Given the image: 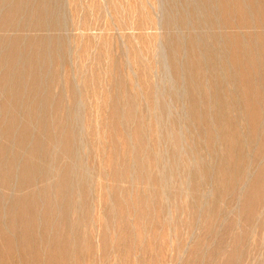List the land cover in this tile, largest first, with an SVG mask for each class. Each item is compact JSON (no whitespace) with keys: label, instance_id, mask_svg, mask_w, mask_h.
<instances>
[{"label":"rangeland","instance_id":"374dc122","mask_svg":"<svg viewBox=\"0 0 264 264\" xmlns=\"http://www.w3.org/2000/svg\"><path fill=\"white\" fill-rule=\"evenodd\" d=\"M230 5L226 0H0V168L11 172L15 189L24 162L44 159L38 169L46 174L37 170L39 176L45 185L55 178L51 184L54 191L60 184L61 194L51 193L53 212L51 191L44 190L28 224H49L54 216L50 224H75L71 232L81 259L71 255L69 264H264V56H259L264 45L243 40L253 59L244 62L246 76L230 60L233 48L224 38L264 34V1L239 0L232 12ZM239 12L252 19L249 27H237ZM37 136L43 141L35 142ZM24 188L6 191L11 218L19 206L13 198ZM31 261L15 253L0 264H41Z\"/></svg>","mask_w":264,"mask_h":264},{"label":"bare ground","instance_id":"6f19581e","mask_svg":"<svg viewBox=\"0 0 264 264\" xmlns=\"http://www.w3.org/2000/svg\"><path fill=\"white\" fill-rule=\"evenodd\" d=\"M115 1V0H114ZM227 2H230V12H232L235 8H233V7H240L239 6V0H226ZM257 1V0H256ZM264 1V0H263ZM20 2V1H19ZM58 2V1H57ZM9 3H11V2H9ZM18 3V2H17ZM21 3V2H20ZM19 3V4H20ZM29 3V2H28ZM48 3V2H47ZM109 3V2H108ZM24 4V3H23ZM23 4H21V6L23 5ZM25 4H27V3H25ZM24 4V5H25ZM55 4V3H54ZM18 5V4H17ZM112 5V4H111ZM12 6H14V5H12ZM28 6V5H27ZM50 6V5H49ZM52 6V5H51ZM10 7V6H9ZM8 7V8H9ZM24 7H26V6H24ZM12 7H10V9H11ZM29 8H32L31 7V4H30V7ZM28 8V9H29ZM18 9V8H17ZM36 9V8H35ZM40 9H41V7H40ZM39 9V10H40ZM259 9H261V10H263V8H256L255 10H257L258 12H259ZM27 10V9H26ZM37 10V9H36ZM44 10V9H43ZM112 10V9H111ZM184 10V9H183ZM217 10V9H216ZM13 11V10H12ZM22 11V10H21ZM30 11V10H29ZM3 12V11H2ZM17 11H15V13H16ZM20 12V11H19ZM28 12V11H27ZM185 12V11H184ZM189 12V11H188ZM8 13H10V10L8 11ZM13 13V12H12ZM22 13V12H21ZM24 13V12H23ZM22 13V14H23ZM29 13V12H28ZM31 13V12H30ZM42 13H44V12H42ZM223 13H225V12H223ZM226 13H228V12H226ZM250 13V12H249ZM26 14V13H25ZM238 14H240L241 15V17L239 18L240 20H239V25H237V27H240V28H246V27H249V25H250V22L252 21V19L249 17V19L247 18V15H245L246 13L245 12H239ZM11 16H12V14H10ZM9 15V16H10ZM29 15V14H28ZM44 15H45V13H44ZM19 16V15H18ZM41 16L42 15H40L39 17L41 18ZM47 16V15H46ZM258 16V15H257ZM12 18V17H11ZM15 18V17H14ZM185 18H186V16H185ZM5 19V18H4ZM25 19V18H24ZM31 19V18H30ZM35 19V18H34ZM38 19V18H37ZM46 19V18H45ZM52 19V18H51ZM50 19V20H51ZM187 19V18H186ZM39 20V19H38ZM37 20V21H38ZM43 20V19H42ZM48 20V19H47ZM49 20V21H50ZM9 21V20H8ZM19 21H20V19H19ZM36 21V20H35ZM154 21V20H153ZM26 22V21H25ZM40 22V21H39ZM39 22H38V24H39ZM260 22H262V23H264V21H260ZM29 23V22H28ZM198 23V22H197ZM200 23V22H199ZM225 40H227V46H231L232 48H233V50H232V54H231V56H230V60L236 65V66H238L239 68H240V71L241 72H244V74L246 75V76H250V73H249V71H248V69L246 68V66H245V64H244V62L247 60V58L249 59V60H253L252 58H249V57H247L251 52H252V50H251V48L249 47V46H247V44L246 43H244L243 42V40L244 39H250V38H254V40H257V41H259V44H262V46L264 45V34H262V33H260V34H255V35H253V34H251V33H247V31L246 32H242V33H232V34H227L225 37ZM19 39V38H18ZM25 39V38H24ZM27 39V38H26ZM22 40H23V38H22ZM29 40V39H28ZM145 41V40H144ZM19 42V41H18ZM23 42V41H22ZM25 42L27 43V42H29V41H26L25 40ZM32 42V41H31ZM35 42V41H34ZM45 42V41H44ZM47 42V41H46ZM1 43V42H0ZM20 43H21V41H20ZM30 43V42H29ZM52 43V42H51ZM176 43V42H175ZM19 44V43H18ZM33 44V43H32ZM43 44V43H42ZM26 45V44H25ZM24 44L22 45V46H25ZM28 45V44H27ZM177 45H178V43H177ZM18 46V45H17ZM17 46H15V47H17ZM31 46V45H30ZM41 46H43L44 47V45H41ZM47 46V45H46ZM45 46V47H46ZM1 47V46H0ZM4 45H3V50H4ZM20 47V46H19ZM28 47V46H27ZM26 47V48H27ZM34 47V45L32 46V48ZM52 47V46H51ZM36 48V47H35ZM35 48H33V49H35ZM53 48V47H52ZM55 48H56V46H55ZM174 48V47H173ZM2 49V48H1ZM11 49H12V47H10V51H11ZM21 49H22V47H21ZM37 49V48H36ZM40 49V48H39ZM38 49V50H39ZM44 49V48H43ZM162 49V48H161ZM177 49V47L175 48V50ZM183 49V48H182ZM6 50V49H5ZM26 50V49H25ZM51 50V49H50ZM12 51H14V50H12ZM18 51V50H17ZM21 51V50H20ZM24 51V50H23ZM27 51V50H26ZM39 51H41V50H39ZM179 51V50H178ZM33 52V51H32ZM34 52L36 53V51L34 50ZM42 52V51H41ZM58 52V51H57ZM260 52V54H259V56H261V57H263L264 56V51L263 50H261V51H259ZM14 53H16V50H15V52ZM23 53V52H22ZM30 53H31V51H30ZM7 54V53H6ZM12 54H13V52H12ZM36 54H39V53H36ZM3 55V54H2ZM9 55V54H8ZM16 55V54H15ZM27 55V54H26ZM251 55H253V54H251ZM1 56V55H0ZM20 56V55H19ZM40 56V55H39ZM42 56V55H41ZM32 57H35V54H33L32 55ZM45 57H46V55H45ZM12 58H15V57H12ZM22 58H23V56H22ZM30 58H31V56H30ZM37 58V57H36ZM3 59V58H2ZM1 58H0V60H2ZM8 59V58H7ZM42 59V58H41ZM43 59H45V58H43ZM4 60H5V58H4ZM10 60H11V57H10ZM29 60V59H28ZM36 60V59H35ZM38 60H40V59H38ZM192 60V59H191ZM8 61V60H7ZM14 61V60H13ZM12 61V62H13ZM15 61H16V59H15ZM32 61V60H31ZM45 61H46V59H45ZM35 62V61H34ZM37 62V61H36ZM40 62H42L43 63V61H40ZM50 62V61H49ZM176 62V61H175ZM10 63V62H9ZM33 63V62H32ZM11 64V63H10ZM21 64V63H20ZM5 65V64H4ZM4 65H3V67H4ZM13 65V64H12ZM34 65V64H33ZM179 65V64H178ZM251 65H252V63H251ZM11 66V65H10ZM21 65H19V67H20ZM24 66H25V64H24ZM30 66V65H29ZM176 66V65H175ZM181 66V65H180ZM184 66V65H183ZM12 67V70H14L15 68H13L14 66H11ZM23 66H21L20 68H22ZM178 67V66H177ZM30 68V67H29ZM36 67L34 66V69H32L33 71H35L36 69H35ZM39 68V67H38ZM38 68H37V70H38ZM45 68H46V66H45ZM51 68V67H50ZM4 69H6L5 67H4ZM3 69V70H4ZM19 69V68H18ZM256 69V68H255ZM2 70V69H1ZM44 70V69H43ZM49 70V69H48ZM180 70V69H179ZM8 71V70H7ZM10 71H11V69H10ZM16 71V73H17V70H15ZM28 71V70H27ZM40 71V70H39ZM35 72H37V71H35ZM43 72V71H42ZM45 72V71H44ZM1 73V72H0ZM11 73V72H10ZM12 73H14V72H12ZM22 73V72H21ZM32 73V72H31ZM25 74V73H24ZM38 75H39V73H37ZM12 75V74H11ZM16 75V74H15ZM15 75H12V76H15ZM26 75H28V74H26ZM34 75V74H33ZM37 75V76H38ZM42 75H44L43 73H41L40 74V76H42ZM4 76H8L6 73H5V75ZM9 76H10V74H9ZM23 77V76H22ZM36 77V76H35ZM203 77V76H202ZM4 78V77H3ZM9 78V77H8ZM15 79H17V76H15L14 77ZM24 79H25V77H23ZM38 78H39V76H38ZM43 78V77H42ZM41 78V79H42ZM7 79V78H6ZM19 79H21V78H19ZM29 79V78H28ZM36 79V78H35ZM2 80V79H1ZM0 80V81H1ZM4 80V79H3ZM13 80V82L15 81L14 79H12ZM11 80V81H12ZM26 80H27V78H26ZM10 81V82H11ZM21 81H23L22 79H21ZM36 81V80H35ZM195 81V80H194ZM261 81V80H260ZM3 82V81H2ZM2 82H1V84H2ZM5 82V81H4ZM18 82V81H17ZM30 82V81H29ZM34 82V81H33ZM23 83H24V81H23ZM27 84H28V82H26ZM31 83V82H30ZM29 83V84H30ZM43 82H41V84H42ZM196 83V82H195ZM5 84V83H4ZM7 84V83H6ZM10 84H12V82L10 83ZM33 84V83H32ZM35 84H38V82L36 83L35 82ZM9 85V84H8ZM18 85H19V83H18ZM22 85V84H21ZM2 86H4V85H2ZM20 86V85H19ZM39 86V85H38ZM153 86V85H152ZM23 87V86H22ZM31 87V86H30ZM41 87H43V86H41ZM203 87V86H202ZM21 88V87H20ZM1 89V88H0ZM21 89H23V88H21ZM20 89V90H21ZM26 89H28V88H26ZM214 89V88H213ZM30 90V89H29ZM40 90V89H39ZM5 91V90H4ZM10 91H12V89L11 90H9V92ZM26 91V90H25ZM31 91V90H30ZM35 91V90H34ZM36 91H38L37 89H36ZM42 91V90H41ZM144 91V90H143ZM259 91V90H258ZM2 92V91H1ZM7 92V91H6ZM5 92V93H6ZM16 92V91H15ZM15 92H11V93H15ZM23 92V91H22ZM27 92V91H26ZM29 92V91H28ZM28 92H27V94H28ZM39 92V91H38ZM208 92V91H207ZM263 92V91H262ZM4 93V92H3ZM31 93V92H30ZM7 94H9L10 95V93H7ZM12 94V95H13ZM35 94V93H34ZM37 94V93H36ZM44 94V93H43ZM53 94V93H52ZM19 95V94H18ZM41 95V94H40ZM5 96H7V95H5ZM11 96V95H10ZM20 96H22V95H19V97ZM30 96V95H29ZM28 96V97H29ZM13 97H15V96H13ZM18 97V98H19ZM23 97H25V96H23ZM149 97V96H148ZM196 97V96H195ZM194 97V98H195ZM9 98V97H8ZM17 98V99H18ZM30 98V97H29ZM32 98V97H31ZM30 98V99H31ZM12 99H14V98H12ZM16 99V98H15ZM16 99V100H17ZM19 99H22V98H19ZM18 99V100H19ZM24 99V98H23ZM35 99V98H34ZM47 99V98H46ZM3 100H6V99H3ZM16 100H15V102H14V104H17L16 103ZM28 100V99H27ZM114 100V99H113ZM23 101V100H22ZM22 101H21V103H22ZM31 101V100H30ZM29 101V102H30ZM50 101V100H49ZM48 101V102H49ZM11 102H13V101H11ZM24 102V101H23ZM34 102V101H33ZM52 102V101H51ZM58 102H60V101H58ZM57 102V103H58ZM0 104H2V103H0ZM4 104H6V103H4ZM3 104V105H4ZM26 104H27V102H26ZM25 103L24 104H22V105H24V107H25V105H26ZM34 104V103H33ZM43 104V103H42ZM46 104H49V103H46ZM54 104V103H53ZM8 105V104H7ZM6 105V106H7ZM13 105V103L11 104V106ZM21 105V104H20ZM20 105L18 106V107H20ZM29 105V104H28ZM32 105V104H31ZM35 105V104H34ZM45 105V104H44ZM57 105V104H56ZM55 105V106H56ZM5 106V107H6ZM15 106V105H14ZM33 106V105H32ZM48 106V105H47ZM53 106V105H52ZM62 106V105H61ZM15 107H17V106H15ZM23 107V106H22ZM31 107V106H30ZM38 107H39V105H38ZM3 108V107H2ZM27 109H28V106L26 107ZM25 108V109H26ZM52 108V107H51ZM58 108V107H57ZM214 108V107H213ZM264 108V107H263ZM5 109V108H4ZM13 109V108H12ZM29 109H31V108H29ZM61 109V108H60ZM233 109V108H232ZM6 110V109H5ZM15 110H17L18 111V108L17 109H15ZM20 110L22 111V109L20 108ZM49 110H50V108H49ZM0 111H2V109L0 110ZM9 111V110H8ZM12 111V110H11ZM25 111V110H24ZM32 111H35V110H32ZM51 111V110H50ZM57 111V110H56ZM62 111V110H61ZM5 112V111H4ZM19 112V111H18ZM17 112V113H18ZM60 112V111H59ZM10 113V112H9ZM26 113H28V112H26ZM31 113L32 112H30V115H31ZM2 114V113H1ZM5 114V113H4ZM10 114H12V113H10ZM44 114V113H43ZM67 114V113H66ZM236 114V113H235ZM6 115V114H5ZM4 115V116H5ZM29 114H27V116H28ZM42 115V114H41ZM49 115V114H48ZM218 115V114H217ZM2 116V115H1ZM0 116V117H1ZM9 116V115H8ZM14 116V115H13ZM16 116H18V114L16 115ZM45 116V115H44ZM57 116V115H56ZM63 116V115H62ZM61 116V117H62ZM215 116V115H214ZM260 116V115H259ZM7 117V116H6ZM10 117V116H9ZM127 117V116H126ZM1 118H3V117H1ZM26 118V117H25ZM29 118V117H28ZM31 118H33V117H31ZM31 118H29V120L31 119ZM72 118V117H71ZM63 119H65V118H63ZM3 120V119H2ZM12 120V118H10V120H8V121H11ZM26 120V119H25ZM35 120V119H34ZM37 120H38V118H37ZM39 120H42V119H39ZM44 120V119H43ZM53 120V119H52ZM67 120H68V118H67ZM121 120V119H120ZM5 121H7V120H5ZM5 121H4V123H5ZM17 121H19V120H17ZM58 122H60L59 120H57ZM3 122V121H2ZM23 122H24V120H23ZM26 122V121H25ZM27 122H29L28 120H27ZM32 122V121H31ZM43 122V121H42ZM56 122V121H55ZM61 122H66V121H61ZM70 122V121H69ZM152 122V121H151ZM187 122V121H186ZM33 123V122H32ZM104 123V122H103ZM6 124V123H5ZM5 124H3V125H5ZM7 124H8V122H7ZM10 124V123H9ZM8 124V125H9ZM12 124V123H11ZM10 124V125H11ZM15 124H16V122H15ZM29 124H30V122H29ZM44 124V123H43ZM244 124V123H243ZM23 125H24V123H23ZM28 125V124H27ZM34 125V124H33ZM38 125H40L39 123H38ZM60 125V124H59ZM64 125V124H63ZM2 126V125H1ZM30 126V125H29ZM46 126V125H45ZM50 126V129H51V124L49 125ZM54 126V125H53ZM58 126V125H57ZM6 127H8L7 125H6ZM10 127V126H9ZM19 127H23V126H19ZM41 128H43L42 126H40ZM4 128V127H3ZM25 128H26V125H25ZM49 128V127H48ZM58 128V127H57ZM62 128V127H61ZM60 128V129H61ZM1 129V128H0ZM7 129V128H6ZM6 129H4L5 131H6ZM15 129V128H14ZM14 129H11V130H14ZM24 129V128H23ZM27 129V128H26ZM25 129V130H26ZM45 129H47V127H45ZM45 129H42L43 131L45 130ZM66 129V128H65ZM233 129V128H232ZM21 129H19V131H20ZM24 130V132H26ZM48 130V129H47ZM64 130V129H63ZM239 130V129H238ZM2 131V130H1ZM0 131V132H1ZM9 131V130H8ZM17 131H18V129H17ZM29 131H31V128H30V130ZM60 131V130H59ZM58 131V132H59ZM4 132V131H3ZM2 132V133H3ZM7 132V131H6ZM23 131L21 132V133H24ZM45 132H47V131H45ZM61 132V131H60ZM5 133V132H4ZM11 133H13V132H11ZM11 133H9L8 132V134H10L11 135ZM18 133H20V132H18ZM20 133V135L22 136V138H23V135H25V134H21ZM28 133H31V132H28ZM52 134H53V132H51ZM55 133V132H54ZM57 133V132H56ZM193 133V132H192ZM33 134V133H32ZM34 134H36L35 132H34ZM41 134V133H40ZM63 134V133H62ZM71 134V133H70ZM249 134V133H248ZM26 135H28V134H26ZM31 135V134H30ZM29 135V136H30ZM43 135H45V137L47 138V135L44 133ZM42 135V136H43ZM109 135V134H108ZM151 135V134H150ZM12 136H13V134H12ZM19 136V135H18ZM20 136V137H21ZM136 136V135H135ZM7 137H9V135L7 136ZM25 137V136H24ZM27 137V136H26ZM33 137H35V136H33ZM39 136H37V138H36V140H35V142H37V139L39 140V138H38ZM57 137V136H56ZM69 137V136H68ZM141 137V136H140ZM18 138V137H17ZM22 138H21V140H22ZM29 138V137H28ZM71 138V137H70ZM1 139V138H0ZM25 139V138H24ZM42 139V138H41ZM41 139L39 140V141H41ZM52 139V138H51ZM57 139H59L58 137H57ZM13 140V139H12ZM11 139L10 140H8L9 142H7V143H12V142H10V141H12ZM16 140V142H17V139H15ZM29 140H30V138H29ZM46 139H44V141H45ZM48 140V139H47ZM69 140V139H68ZM92 140V139H91ZM108 140H110V139H108ZM125 140V139H124ZM136 140V139H135ZM32 141H33V138H32ZM38 141V142H39ZM43 141V140H42ZM41 141V142H42ZM49 141V140H48ZM61 141H62V139H61ZM73 141V140H72ZM76 141V140H75ZM123 141V140H122ZM199 141V140H198ZM21 142V141H20ZM29 142V141H28ZM34 142V141H33ZM40 142V143H41ZM51 142V141H50ZM55 141H53V143H54ZM104 142H105V140H104ZM142 142V141H141ZM4 143V142H3ZM25 144H28L27 142H24ZM44 143V142H43ZM52 143V144H53ZM65 143H66V141H65ZM122 143V142H121ZM121 143H120V145H121ZM125 143V142H124ZM203 143V142H202ZM6 144V143H5ZM21 144V143H20ZM20 144H18V145H20ZM23 144V143H22ZM25 144H24V146H25ZM55 144V143H54ZM67 144V143H66ZM69 144V143H68ZM110 144V143H109ZM137 144V143H136ZM9 145V144H8ZM18 145H17V147H18ZM29 146H30V144H28ZM38 145V143L37 144H35V146H37ZM43 145V144H42ZM46 145H47V142H46ZM71 145V144H70ZM2 146H4L3 144H2ZM6 146H7V144H6ZM22 146V145H21ZM28 146V149L30 148ZM34 146V145H33ZM72 146V145H71ZM71 146H70V149H71ZM75 146V145H74ZM74 146H73V148H74ZM137 146V145H136ZM151 146V145H150ZM244 146V145H243ZM16 147V148H17ZM38 147V149H39V147H40V145H38L37 146ZM42 147V146H41ZM67 147V146H66ZM65 147V148H66ZM7 148H8V146H7ZM15 148V149H16ZM33 148H36V147H33ZM43 148V147H42ZM41 148V149H42ZM51 148V147H50ZM49 148V149H50ZM64 148V149H65ZM72 148V149H73ZM197 148V147H196ZM23 149V148H22ZM26 149V148H25ZM37 149V148H36ZM44 149H45V147H44ZM44 149H43V151L42 152H44ZM58 149V148H57ZM108 149V148H107ZM142 149V148H141ZM9 150V149H8ZM17 150H18V148H17ZM21 150V149H20ZM27 150V149H26ZM30 150H31V148H30ZM29 150V151H30ZM47 150V149H46ZM68 149H66V151H67ZM171 150V149H170ZM24 151V150H23ZM32 151H34V150H32ZM40 151V150H39ZM73 151H75V150H73ZM136 151V150H135ZM22 151H20V153H21ZM27 152V151H26ZM25 152V153H26ZM31 152V151H30ZM37 152V151H36ZM35 152V155L37 154ZM70 152V151H69ZM72 152V151H71ZM70 152V153H71ZM201 152V151H200ZM0 153H3V151L1 152L0 151ZM10 153H11V151H10ZM16 153V152H15ZM39 153H41V152H39ZM53 153V152H52ZM74 153V152H73ZM72 153V154H73ZM142 153V152H141ZM5 154V153H4ZM8 154V153H7ZM7 154H5V156L7 155ZM22 154H23V152H22ZM31 155H33L32 153H30ZM47 154H48V152H47ZM39 155V154H38ZM37 155V156H38ZM44 155H46V154H44ZM57 155V154H56ZM138 155V154H137ZM146 155V154H145ZM211 155V154H210ZM2 156H3V154H2ZM12 156V155H11ZM16 155H14L13 157H15ZM39 156H42V155H39ZM47 156V155H46ZM58 156V155H57ZM57 156H55V158H57ZM184 156V155H183ZM4 157V156H3ZM7 157V156H6ZM19 157H20V155H19ZM45 157V156H44ZM48 157V156H47ZM46 157V159H47V161H48V158ZM54 157V156H53ZM139 157V156H138ZM212 157V156H211ZM8 158V157H7ZM17 158V157H16ZM21 158V157H20ZM19 158V159H20ZM37 158V157H36ZM39 158L40 157H38V160H35V156H34V160H32V161H25L24 159V170H23V172H22V177H21V175H20V179L19 180H17L18 182H17V184H16V186H15V189L13 188L14 186H13V184L11 185V183H10V180H11V178H12V174H11V172L8 170V169H5L4 167V165H2V167L3 168H0V261H2V260H4V259H6V258H8V257H10L11 255H13V254H17V255H19L20 257H21V259H31L32 261L34 260L35 262L36 261H40L41 262V264H69V258L71 257V255H74L75 254V257L74 258H79L80 256H79V254L80 253H78V251L76 250V243L78 242H75V240H76V237L74 236L73 237V234L74 233H72L71 232V227H73V226H71V224L69 223V224H67V223H65V224H56V223H54V224H50V222H52V220L55 218V216H54V218L52 219V220H48L49 221V224H28L29 222H31L33 219L30 217V213H32V208H33V205L34 204H38L37 202L35 203V201L36 200H38V199H41L40 197H41V193H42V195H44V190H45V193H46V191L48 192V191H51L50 192V195H49V193L47 194V195H49L48 197H51V193H53V191H54V189H53V185L51 184L52 183V181L53 180H55V178L51 181V179H50V182L51 183H49V184H47V185H45V178L44 177H41L42 179H43V181H41L40 179V174H39V171H37V170H40V169H38L39 168V165L38 164H41V163H39V161H41V159L42 160H44L43 158H41L40 160H39ZM50 158H52V157H50ZM6 159V158H5ZM13 159V158H12ZM18 159V160H19ZM30 159H31V157H30ZM72 159V158H71ZM256 159V158H255ZM1 160V159H0ZM3 160H4V158H3ZM21 160V159H20ZM19 160V161H20ZM51 160V159H50ZM88 160V159H87ZM264 160V159H263ZM2 161V160H1ZM0 161V162H1ZM5 161V160H4ZM3 161V162H4ZM8 161H9V159H8ZM13 160H11V162H12ZM57 161V160H56ZM73 161V160H72ZM103 161H104V159H103ZM234 161H235V159H234ZM233 161V162H234ZM18 162V161H17ZM46 162V160L44 161V163ZM53 162V161H52ZM105 162V161H104ZM5 163V162H4ZM3 163V164H4ZM9 163V162H8ZM13 163V162H12ZM20 163H22V161L20 162ZM6 164H7V161H6ZM15 164V163H14ZM47 164V163H46ZM45 164V165H46ZM53 164V163H52ZM55 164V163H54ZM57 164V163H56ZM217 164V163H216ZM16 165V164H15ZM44 165V164H43ZM43 165H42V167H41V169L42 168H44L45 167V165H44V167H43ZM175 165V164H174ZM7 166H9V165H7ZM10 166H11V164H10ZM18 166V165H17ZM48 166V164L46 165V167ZM70 166V165H69ZM75 166V165H74ZM218 166V165H217ZM12 167H13V165H12ZM45 167V168H46ZM56 167V166H55ZM191 167V166H190ZM51 168V167H50ZM57 168V167H56ZM16 169V168H15ZM47 169H49V168H47ZM65 169V168H64ZM63 169V170H64ZM109 169V168H108ZM14 170V169H13ZM55 171H56V169H54ZM53 170V171H54ZM62 170V169H61ZM69 170V169H68ZM72 170V169H71ZM74 170V169H73ZM20 171V170H19ZM18 170L16 171V173L17 172H19ZM22 171V170H21ZM42 173H44L43 172V169L42 170H40ZM49 171V170H48ZM52 171V170H51ZM58 172H59V170H58ZM63 172V171H62ZM73 172V171H72ZM251 172V171H250ZM12 173H14V172H12ZM37 173H38V175H37ZM49 173V172H48ZM47 173V174H48ZM52 173V172H51ZM55 173V172H54ZM53 173V174H54ZM19 173H17V175H18ZM44 174H46V173H44ZM61 174V173H60ZM72 174V173H71ZM77 174V173H76ZM127 174V173H126ZM57 175V174H56ZM62 175V174H61ZM65 175V174H64ZM41 176H43V175H41ZM45 176V175H44ZM47 176V175H46ZM50 176H53V175H51L50 174ZM60 176V175H59ZM84 176V175H83ZM47 177H49V176H47ZM73 177V176H72ZM72 177L70 176V178L72 179ZM81 177V176H80ZM13 178H15V176L13 177ZM18 178V177H17ZM58 178V177H57ZM56 178V179H57ZM63 178V177H62ZM61 178V179H62ZM64 179V178H63ZM67 179H68V177H67ZM67 179H66V181H67ZM99 179V178H98ZM46 180H49V179H46ZM251 180V179H250ZM74 181V180H73ZM102 181V180H101ZM193 181V180H192ZM16 182V181H15ZM76 182V181H75ZM75 182H73L72 184H74ZM62 183V182H61ZM66 183V182H65ZM68 183V182H67ZM84 183V182H83ZM40 184H41V186H42V184H43V188H40V189H38V191H34L33 190V188H34V186H37V188H38V185L40 186ZM69 184H71V183H69ZM71 184V185H72ZM82 184V183H81ZM54 185H55V183H54ZM70 185V186H71ZM79 185V184H78ZM109 185V184H108ZM23 186H25V188H24V190L26 189V191H24L23 192V190H22V194L21 195H19V194H17V195H19L18 197H16V198H13V200L15 201V200H17L16 202L18 203L19 202V206H17L18 207V211H17V214L18 215H16L17 217H15V218H11L10 216V212H11V210H12V208H11V206H10V203L8 204L7 203V201L9 200V198H8V196L10 195H7V193H6V191L7 190H10V191H12L13 189V194H15L14 193V191L15 190H17V192H18V190H20L21 188H23ZM33 186V188L31 189V191L29 190L31 187ZM40 186V187H41ZM57 185H55L54 187H56ZM58 186H61L60 184H58ZM58 186H57V190H58ZM62 186H63V184H62ZM69 186V187H70ZM74 186V185H73ZM123 186V185H122ZM46 187V189H44ZM64 187V186H63ZM67 187V186H66ZM36 188V187H35ZM61 188V187H60ZM68 188V187H67ZM66 188V189H67ZM71 188H72V186H71ZM74 188V187H73ZM198 188V187H197ZM222 189V188H221ZM55 190H56V188H55ZM56 190V191H57ZM56 191H54V193H53V196H54V194H55V192ZM61 191H62V189H61ZM70 191V190H69ZM16 192V191H15ZM58 192H60L59 190H58ZM18 193H20V191L18 192ZM65 193V192H64ZM68 193V192H67ZM104 193V192H103ZM237 193V192H236ZM58 194H61V192L60 193H58ZM63 194V193H62ZM66 194V193H65ZM12 195V194H11ZM67 195H69L70 196V193L69 194H67ZM135 195V194H134ZM13 196V195H12ZM55 196H58V195H55ZM64 196V195H63ZM66 196V195H65ZM133 196V195H132ZM48 197H45V198H48ZM60 197H62V196H60ZM67 197V196H66ZM52 198H54V197H51V199H48V203H49V206L51 207L52 205H51V202H52ZM64 198V197H63ZM67 198H69V197H67ZM67 198H66V200L65 201H68L67 200ZM10 199H12V197L10 198ZM55 199V198H54ZM12 200V201H13ZM42 200V199H41ZM47 200V199H46ZM45 200V201H46ZM63 200V199H62ZM12 201H10V202H12ZM43 201V200H42ZM56 200H54V202H55ZM65 201H63V203L65 202ZM71 202V201H70ZM70 202H68V204L70 203ZM13 203H15V202H13ZM6 204H8L7 205V207H6ZM12 204V203H11ZM43 204V203H42ZM67 204V203H66ZM67 204V205H68ZM15 205V204H14ZM45 205V204H44ZM43 205V206H44ZM54 205H56V204H54ZM71 205V204H70ZM73 205V204H72ZM39 206H40V204H39ZM39 206H37V207H39ZM49 206H48V208H49ZM59 206H61V205H59ZM185 206V205H184ZM16 207V208H17ZM35 207V206H34ZM41 207H42V205H41ZM70 207V206H69ZM97 207V206H96ZM142 207V206H141ZM42 208H44V207H42ZM48 208L46 207V210H47V212L48 211H50V209L48 210ZM52 208H53V210L55 209L54 208V206H52ZM57 208V207H56ZM62 208V207H61ZM65 208H68V207H65ZM102 208V207H101ZM63 209V208H62ZM71 209V208H70ZM70 209H67V211L69 210L70 211ZM34 210V209H33ZM36 210L37 209H35V212H36ZM57 210H60V207L59 208H57ZM56 210V211H57ZM42 211H45V209L44 210H42ZM62 211V210H61ZM60 211V212H61ZM66 211V212H67ZM69 211L67 212L68 213V215L70 214L69 213ZM34 212V211H33ZM53 212H55V210L53 211ZM132 212V211H131ZM57 213V212H56ZM55 213V214H56ZM59 213V212H58ZM65 213V212H64ZM67 213H66V216H67ZM203 213V212H202ZM16 214V213H15ZM35 214V213H34ZM33 214V215H34ZM38 214V213H37ZM41 214V213H40ZM61 214L63 215V212H61ZM160 214V213H159ZM47 215V214H46ZM54 214L52 213V216H53ZM57 215V214H56ZM152 215V214H151ZM13 216V215H12ZM35 216H36V214H35ZM34 216V217H35ZM45 216V215H44ZM48 216V215H47ZM46 216V217H47ZM50 216V215H49ZM100 216V215H99ZM40 217V216H39ZM41 217H43V215H41ZM40 217V218H41ZM95 217V216H94ZM18 219V223L17 224H10V223H12L15 219ZM49 218V217H48ZM50 218H51V216H50ZM60 218V222H62V216H60L59 217ZM134 218V217H133ZM16 219V220H17ZM34 219H36L37 220V216H36V218H34ZM43 218H41V220H42ZM44 219H45V217H44ZM35 220V221H36ZM5 221H7V224L5 223ZM19 221H20V224H19ZM37 221H39V220H37ZM45 221V220H44ZM43 221V222H44ZM58 221V220H57ZM65 221H66V219H65ZM68 221V220H67ZM66 221V222H67ZM179 222V221H178ZM46 223V222H45ZM101 223V222H100ZM99 223V224H100ZM98 224V223H97ZM77 225V224H76ZM81 225V224H80ZM79 225V226H80ZM83 225V224H82ZM93 225V224H92ZM85 227H87L88 228V230H89V224H88V226L87 225H85ZM91 227V226H90ZM97 227V226H96ZM95 227V228H96ZM100 227H101V224H100ZM104 227H105V224H104ZM80 228H82V227H80ZM98 228V227H97ZM76 229L78 230L79 228L76 226ZM105 229V228H104ZM104 229H101L102 231H100V232H102L103 233V230ZM82 230H83V228H82ZM91 228H90V232H91ZM108 230V229H107ZM118 230V229H117ZM76 232H78V231H76ZM80 232H81V230H80ZM89 232V231H88ZM89 232V233H90ZM93 232V231H92ZM128 232V231H127ZM83 233V232H82ZM85 233V232H84ZM94 233V232H93ZM81 234V233H80ZM80 234H78L79 236H80ZM97 234L99 235V233L97 232ZM109 234V233H108ZM75 235V234H74ZM77 235V234H76ZM85 234H83V236H84ZM93 235V234H92ZM95 235V234H94ZM111 235V234H110ZM172 235V234H171ZM89 236H90V234H89ZM101 236V235H100ZM86 237V236H85ZM106 237V236H105ZM121 237V236H120ZM123 237V236H122ZM75 238V239H74ZM80 238L81 237H79L78 238V240H80ZM89 238L90 237H88V240H89ZM100 238H103V237H100ZM107 238V237H106ZM95 239V238H94ZM97 239H98V236H97ZM105 239V238H104ZM104 239H102V240H104ZM115 239V238H114ZM122 239H124V238H122ZM81 240H83V237L81 238ZM101 240V239H100ZM106 240V239H105ZM131 240V239H130ZM85 241V240H84ZM119 241V240H118ZM129 241V240H128ZM132 241V240H131ZM139 241V240H138ZM137 241V242H138ZM88 242V244H89V241H87ZM86 242V243H87ZM92 242V241H91ZM104 242V241H103ZM163 242V241H162ZM82 243V242H81ZM93 243V242H92ZM123 243V242H122ZM166 243V242H165ZM97 244H99L98 242H97ZM116 244H118V243H116ZM78 245H80V244H78ZM83 245H84V242H83ZM129 245V244H128ZM131 245V244H130ZM82 246V245H81ZM86 246H89V245H87L86 244ZM92 246V245H91ZM95 246V245H94ZM99 246V245H98ZM103 246H106V245H103ZM138 246V245H137ZM80 247V246H79ZM100 247H101V244H100ZM117 248H120V247H118V245L116 246ZM150 247V246H149ZM161 247V246H160ZM73 248L75 249V250H73ZM77 248H78V246H77ZM82 248V247H81ZM99 248V247H98ZM115 248V247H114ZM122 248V247H121ZM128 248V247H127ZM129 248H132V247H130L129 246ZM110 249V248H109ZM163 249V248H162ZM115 250H116V248H115ZM119 250V249H118ZM118 250H116L117 252H118ZM98 251V250H97ZM104 251H106L105 249H104ZM121 251V250H120ZM80 252V251H79ZM107 252H109L108 250H107ZM98 253V252H97ZM111 253H112V251H111ZM111 253H108V254H111ZM119 253V252H118ZM107 254V253H106ZM103 255H104V253H103ZM120 255H121V253H120ZM83 256V255H82ZM109 256V255H108ZM42 257V258H41ZM95 257V256H94ZM104 257V256H103ZM107 257V256H106ZM122 257H123V255H122ZM86 258V257H85ZM93 258V257H92ZM97 258V257H96ZM163 258V257H162ZM11 259V258H10ZM80 259H81V257H80ZM154 259V258H153ZM86 260V259H85ZM94 260V259H93ZM147 260V259H146ZM9 261V260H8ZM32 261H31V263H32ZM74 261V260H73ZM71 261V264L72 263H75V264H79V262H77V261H79V260H76V261ZM88 261H89V259H88ZM91 261V260H90ZM221 261V260H220ZM93 262V261H92ZM82 263V262H81ZM123 263V262H122ZM153 263V262H152ZM11 264V263H10ZM27 264V263H26ZM93 264H94V262H93ZM133 264V263H132ZM142 264V263H141Z\"/></svg>","mask_w":264,"mask_h":264}]
</instances>
